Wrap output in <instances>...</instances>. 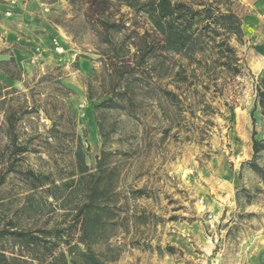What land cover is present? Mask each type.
<instances>
[{"label":"rangeland","instance_id":"1","mask_svg":"<svg viewBox=\"0 0 264 264\" xmlns=\"http://www.w3.org/2000/svg\"><path fill=\"white\" fill-rule=\"evenodd\" d=\"M206 1L241 16L238 72L159 51L145 14L116 1L0 0V229H49L50 250L100 264H264V12ZM125 82L121 107L95 108ZM92 184L98 221L81 241L74 204ZM72 188L66 205L52 197ZM13 244L0 238L19 256Z\"/></svg>","mask_w":264,"mask_h":264},{"label":"trees","instance_id":"2","mask_svg":"<svg viewBox=\"0 0 264 264\" xmlns=\"http://www.w3.org/2000/svg\"><path fill=\"white\" fill-rule=\"evenodd\" d=\"M42 1L53 2L56 0ZM110 1H116L135 12L145 14L150 23V29L157 35L159 51L182 52L190 61H194V59L201 61L206 58V62H204L205 71L215 72L216 69L222 68L229 72H238L236 64L238 57L235 48L229 43V39L241 40L243 35L241 27L242 19L241 16L229 7L226 6L222 10L217 3L206 0H90V4L96 2L105 6ZM113 26V24H106V28ZM140 38L142 39L144 36H140ZM143 55H148V53ZM154 56L151 58H154ZM121 75L120 72L117 73L118 77ZM134 80L133 78L131 82ZM260 81L261 85L257 88V104L260 106L261 112L264 115V77ZM125 85L123 91L118 93L116 103L113 97H108L95 105V108L121 107V102L128 99L130 82H125ZM10 142L11 146L14 147V154L18 155L25 151V147L18 146L13 138H11ZM263 147L264 139L261 141L253 140L254 152H258ZM75 158L79 172L77 181L80 185L81 179L86 174L87 166L84 163L80 150L75 151ZM28 173L31 178H36L34 177V172ZM2 181L3 178L0 176V182ZM64 184L68 187L67 184L69 182H65ZM96 185L92 184V186H89L87 192H84L81 188L83 194L80 193V195H84L83 200L74 204L77 210L76 216L80 218L81 241H85L87 237V226L92 222L98 221V212L94 213V217H88L92 211V207L97 205V194L100 191L96 188ZM40 186H43L42 182L33 184L32 188ZM52 187H56V185L54 184ZM75 190L73 188L68 190L64 196H58L52 192V197L56 200L59 199L62 204L66 205L69 202L66 197ZM35 231L41 233V236L35 234L36 232L34 230L18 228H14L13 230H8L7 228L0 229V238L13 242V247H18L19 250L17 251L20 252L18 256L13 251H7L0 245V264H32L28 262L27 257L31 261L44 259L47 262L50 261L49 263L52 264H74V257H80L85 264H100L101 260L89 249L84 251L76 246H68L66 251L54 252L50 250L46 245L48 240H44L45 242L43 244L41 243L42 238L45 239L50 236V230L40 229ZM55 237L61 239V234ZM168 249H171V247L168 246ZM60 260L61 262L57 263Z\"/></svg>","mask_w":264,"mask_h":264},{"label":"crops","instance_id":"3","mask_svg":"<svg viewBox=\"0 0 264 264\" xmlns=\"http://www.w3.org/2000/svg\"><path fill=\"white\" fill-rule=\"evenodd\" d=\"M251 2H253L252 4L256 9L260 10L261 12H264V0H252Z\"/></svg>","mask_w":264,"mask_h":264}]
</instances>
